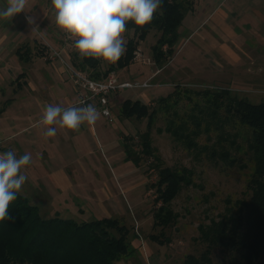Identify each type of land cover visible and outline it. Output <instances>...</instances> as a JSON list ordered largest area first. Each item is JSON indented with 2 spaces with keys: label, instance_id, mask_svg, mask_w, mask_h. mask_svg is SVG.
Returning a JSON list of instances; mask_svg holds the SVG:
<instances>
[{
  "label": "rangeland",
  "instance_id": "obj_1",
  "mask_svg": "<svg viewBox=\"0 0 264 264\" xmlns=\"http://www.w3.org/2000/svg\"><path fill=\"white\" fill-rule=\"evenodd\" d=\"M188 1H192L193 8L183 20L174 55L162 64V69L155 62L152 50L160 31L153 28L140 41L137 59L134 58L128 69L115 71L121 80L143 82L150 79L152 85L124 88L117 95L111 94L116 101V105L111 107L114 121L104 125L108 132L102 134V141L106 136L109 148H100L97 141L92 140L93 144L96 143V151L92 147L83 154L82 161H76L78 151L74 148V152L66 154L70 150L66 151L68 142L63 136L52 151L51 164L46 163L44 168L28 173L38 177L29 179L35 188L27 187L28 198L40 206L44 216L58 214L78 220L114 216L132 227L131 230L135 231L130 238L132 254L120 259L117 264H181L183 256L189 251H196V246H199L195 242L199 223L209 222L223 213L227 199L231 198L234 203L250 193L249 183L255 161L248 149L251 137L248 126L237 119L226 123V129L231 133L239 132L237 144L230 141L226 144L232 156L238 159L231 165L219 157L211 159L205 152H191L186 145L175 140L165 131L167 115L160 110L156 122L149 126L152 145L166 165L188 166L193 169L194 176L193 184L185 186L173 200V208L179 217L178 223L167 230L172 236L171 243L162 244L150 238V234L157 230L152 226L155 193L149 182L154 181L157 175L155 171L148 175L145 166H136L127 159L115 128L137 135L147 129L148 119L122 118L119 110L122 101L132 97L153 106L156 98L171 93L177 85L197 89L225 87L232 94L247 97L255 103L264 100V0ZM31 4L47 8L48 12L43 15L47 16L49 23L45 22L37 28L58 45L54 38L60 40L62 35L66 38L68 34H63L64 31L56 25L51 0H29ZM37 14L35 19L40 18ZM132 36L133 30H126L123 34L125 41ZM65 38L61 39L68 45V50L64 52L72 54L73 50H77L73 44L75 39L65 43ZM46 51L55 55L57 52L51 46ZM158 69L161 70L156 78L154 73ZM180 101L182 111L189 108L190 101L187 102L184 96ZM212 131L217 133L216 129ZM53 170L65 171L68 178L73 179V184L65 188L58 186V181L51 178ZM111 190L110 196H107ZM78 206L84 210L82 214ZM65 210L78 211L72 214ZM223 255L217 251L213 264H224Z\"/></svg>",
  "mask_w": 264,
  "mask_h": 264
},
{
  "label": "trees",
  "instance_id": "obj_2",
  "mask_svg": "<svg viewBox=\"0 0 264 264\" xmlns=\"http://www.w3.org/2000/svg\"><path fill=\"white\" fill-rule=\"evenodd\" d=\"M192 8V1L162 0L150 23H127V30H133L134 36L126 41V50L118 61L104 63L101 58L81 57L78 50H73L71 63L93 79H106L134 61L140 41L156 28L160 35L152 50L161 68L174 55L183 20ZM22 46L27 47L20 53L23 59L43 55V48ZM181 96L190 101L189 108L183 111L179 106ZM119 110L122 118L148 119L144 132H123L121 142L127 159L136 166H145L148 175L156 172L149 186L155 193L152 226L157 232L150 238L162 244L172 241L167 230L178 223L179 217L173 200L185 186L193 184L194 171L188 166L166 165L152 145L149 126L156 122L159 111L167 115L165 131L188 150L205 152L211 159L219 157L231 165L238 159L226 144H237L239 132L231 133L226 123L237 119L250 128L248 149L253 153L255 170L249 195L234 203L227 199L223 213L199 223L195 237L199 249L196 246V251L187 252L181 264H213L217 251L224 253V264H264V100L255 103L225 87L197 89L177 85L171 93L156 98L153 106L141 99L126 98ZM8 213L10 219L0 221V264H117L133 251L130 238L135 231L118 217L78 220L58 214L44 216L40 206L21 190L10 203Z\"/></svg>",
  "mask_w": 264,
  "mask_h": 264
},
{
  "label": "crops",
  "instance_id": "obj_3",
  "mask_svg": "<svg viewBox=\"0 0 264 264\" xmlns=\"http://www.w3.org/2000/svg\"><path fill=\"white\" fill-rule=\"evenodd\" d=\"M5 3L6 0H0V7H4ZM37 5H28L26 11L16 14L9 20H0V152L15 150L17 156L25 153L31 154V164L23 169L24 174L28 177L22 186L25 188L23 192L26 195L28 194L27 187L35 188L29 179L38 178L34 174L30 175L28 173L30 171L35 173L36 169L44 168L46 163L51 164L52 151L57 148L59 140L63 136L65 141L68 142L66 151L67 149L70 150L66 154L74 152L75 148L79 153L75 160H81L83 154L87 153L92 147L96 151V143L93 144L92 140H96L100 148L102 146L109 148L106 136L103 137L104 140L102 141V134L108 132L107 127L104 125L113 122L103 116L100 111L101 116L94 124H82L77 131L56 126L57 134L55 137L48 138L44 135L46 126L40 121L45 104H59L68 107L84 106L90 103L97 109L102 106L96 99L87 100L81 104V100L87 96L88 90L81 87L72 74L74 67L70 59L71 54L69 51L68 53L64 52V50H68V45H65L62 41L65 36L62 35L60 40L54 38L58 43L57 45L37 28L45 22L49 23L47 16L43 15V13L46 15L48 12L47 8L43 9ZM36 12H38L37 15L40 18L35 19V24H29L26 17H34ZM65 33L63 32V34ZM70 39L75 38L70 37L68 34L65 43H68L67 41ZM22 45H30L31 48L36 50L43 48V55L40 53L32 59H23L20 53L27 47L23 49ZM49 46L59 53V57L53 52L50 53L44 50V47ZM128 67L126 68L128 69ZM161 69L154 73L156 78L158 71ZM114 95H117V93ZM114 95L110 96L111 107L116 105ZM115 128L119 133L121 142V135L124 131L119 127ZM110 131L113 130L110 129ZM98 135L100 139H98ZM87 147L89 149H86ZM70 161L72 160L70 159ZM51 178L58 181L57 184L60 187L65 188L73 184V179H69L63 170H53ZM39 186L45 187V185ZM111 192L112 190L107 196H110ZM79 208L82 214L84 210L81 209V206H78ZM65 211L71 212L69 210ZM75 212L71 213L74 214Z\"/></svg>",
  "mask_w": 264,
  "mask_h": 264
},
{
  "label": "clouds",
  "instance_id": "obj_4",
  "mask_svg": "<svg viewBox=\"0 0 264 264\" xmlns=\"http://www.w3.org/2000/svg\"><path fill=\"white\" fill-rule=\"evenodd\" d=\"M55 10V23L70 37L81 57L118 61L126 50L123 34L127 23L136 25L150 23L162 0H51ZM29 0H6L0 7V20H9L26 11ZM29 24L35 18L26 17ZM83 104V101H81ZM101 116L93 104L64 107L45 104L40 123L46 126L48 138L57 134L56 126L77 131L82 124H94ZM32 156H17L15 150L0 152V221L10 219V203L17 199L28 177L23 169L30 165Z\"/></svg>",
  "mask_w": 264,
  "mask_h": 264
},
{
  "label": "built area",
  "instance_id": "obj_5",
  "mask_svg": "<svg viewBox=\"0 0 264 264\" xmlns=\"http://www.w3.org/2000/svg\"><path fill=\"white\" fill-rule=\"evenodd\" d=\"M56 55L59 56V53L56 52ZM137 53H135V57ZM134 57V58H135ZM137 59V58H135ZM72 74L76 82L86 90L88 94L81 101L85 103L87 100L96 99L99 104H101V111L109 121H114L112 114V109L110 106V96L112 93L118 92L124 88H134V87H147L151 86L152 83L150 79L141 81H132V80H121L117 73H111L106 79L97 80L88 76L87 73L83 71L72 69Z\"/></svg>",
  "mask_w": 264,
  "mask_h": 264
}]
</instances>
